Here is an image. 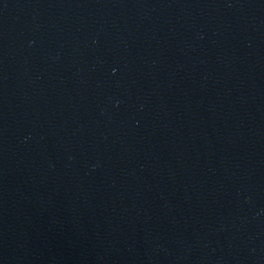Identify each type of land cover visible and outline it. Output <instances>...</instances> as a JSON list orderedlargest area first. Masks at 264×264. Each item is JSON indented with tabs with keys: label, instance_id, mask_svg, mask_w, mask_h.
<instances>
[{
	"label": "water",
	"instance_id": "1",
	"mask_svg": "<svg viewBox=\"0 0 264 264\" xmlns=\"http://www.w3.org/2000/svg\"><path fill=\"white\" fill-rule=\"evenodd\" d=\"M0 264H264V0H0Z\"/></svg>",
	"mask_w": 264,
	"mask_h": 264
}]
</instances>
